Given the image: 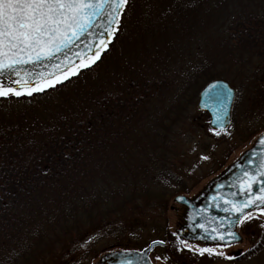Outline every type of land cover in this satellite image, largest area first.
I'll list each match as a JSON object with an SVG mask.
<instances>
[{"label":"trees","instance_id":"1","mask_svg":"<svg viewBox=\"0 0 264 264\" xmlns=\"http://www.w3.org/2000/svg\"><path fill=\"white\" fill-rule=\"evenodd\" d=\"M149 1L160 17L150 29L146 16L153 44L170 42L172 19L201 51L195 80L231 75L264 107V0ZM125 55L111 83L94 79L58 100L48 94L64 85L0 98V264H80L102 239L134 238L156 208L190 192L180 157L189 103L160 110L153 81L131 68L141 59Z\"/></svg>","mask_w":264,"mask_h":264},{"label":"rangeland","instance_id":"2","mask_svg":"<svg viewBox=\"0 0 264 264\" xmlns=\"http://www.w3.org/2000/svg\"><path fill=\"white\" fill-rule=\"evenodd\" d=\"M147 15L151 16L153 24L147 22L146 26L155 29L154 25H157V19L160 18L156 15L155 5L150 4L149 0L129 1L120 31L110 51L103 56L102 62L86 75L48 95L51 100H58L61 94L72 92L74 87H87L94 79L106 82L108 78L111 83L112 78L122 70L123 60L127 59L125 54L134 53L133 59L139 57L141 62L132 63L131 68L135 73H142L141 79L147 84L151 85L153 81V89L157 93L156 104L160 110L174 104L176 100L181 101L183 107L187 106L186 102L189 103L186 109L190 120L182 127L185 139L180 146V157L189 173V176H184L185 184L190 187V192L186 195L194 197L209 181L223 173L251 147L256 137L264 131V107L256 97L254 89L240 85L236 79H232L233 76L226 74L228 78L221 79L228 81L235 89L231 123L224 133L217 135L213 132L209 128L206 113L196 107L198 92L206 83L204 74L195 80L196 69L202 56L200 49L193 45L188 46V39L177 31L172 19L167 20L169 27L180 38H172V32L168 30L170 42L159 41L153 44L148 33L149 28L145 27ZM254 216L256 218L249 221L250 226L246 230L247 239L241 244V247H248V240L250 252L242 261L233 264H264V220L259 213H254ZM183 217L184 208L171 197L166 206L164 204L156 208L152 215L147 217L146 228L134 230V238L102 239L95 254L80 264H94L104 254L113 251L140 250L155 239L165 241V245L157 246L150 252L153 264H232L224 257L209 256L207 253L200 255L181 245L176 235ZM184 242L192 245L193 249L217 247L198 242ZM228 249L229 247L222 249L226 255ZM157 256L162 259L156 260ZM164 257L167 259H163Z\"/></svg>","mask_w":264,"mask_h":264},{"label":"snow or ice","instance_id":"3","mask_svg":"<svg viewBox=\"0 0 264 264\" xmlns=\"http://www.w3.org/2000/svg\"><path fill=\"white\" fill-rule=\"evenodd\" d=\"M128 3L129 0H0V77L4 78L0 80V97L44 92L76 75L81 68L95 64L118 31ZM85 36L87 41L82 39ZM24 65H41L47 71L30 72L22 69ZM228 98H232L230 91ZM226 112L227 106L222 107L215 113L216 120L222 122ZM260 143L264 145V137ZM238 179L239 192L232 195L245 199L225 200L231 207H225L224 211L233 217L227 225L223 218L218 222L208 221L219 227L196 225L204 230L202 239L221 243L215 248L193 249L178 237L181 245L200 255L231 259L222 249L239 240L232 231L233 224H246L256 218L254 213L264 215V155L252 173L245 171L243 178ZM153 244L163 245L165 241H153ZM124 264L134 262L127 260Z\"/></svg>","mask_w":264,"mask_h":264},{"label":"water","instance_id":"4","mask_svg":"<svg viewBox=\"0 0 264 264\" xmlns=\"http://www.w3.org/2000/svg\"><path fill=\"white\" fill-rule=\"evenodd\" d=\"M116 34L113 36L112 41L109 44L107 50L104 51L102 54H104L109 50L111 44L113 43L116 37ZM82 39L84 41H87L88 37L85 36ZM69 55L71 56V53H69ZM93 65L95 64H92L90 67H92ZM90 67H83L79 70V72L85 69H89ZM22 69H26L30 72L47 71L41 65H36L35 67H33L32 65H24L22 66ZM76 75L71 76L69 79L75 77ZM3 79H4L3 77H0V80ZM68 80L56 84L55 87L47 88L46 90L56 88L59 85L64 84ZM213 85L216 86L215 89H213ZM229 91L232 94L231 100H229L228 98ZM39 93L42 92L33 93L31 96ZM234 95H235L234 89L229 85L228 82L222 79L211 80L200 90L198 96L197 108L201 111L208 113L210 118L209 127L211 130L223 131L230 124L231 108H232ZM31 96L22 95L20 97H16L14 95H10V97H16V98L31 97ZM224 106H227L225 119L222 122L217 121L215 113ZM262 137H264V132L257 137L252 147L244 151L243 154L240 156V158L236 160L223 174L212 179L202 190V192L199 195H197L195 198L190 199L189 197L183 194L174 197L175 202L185 206L187 209L186 216L184 218L185 223L178 229L177 232V235L180 238L189 239L192 241H201L207 244L221 243L219 241H213L211 239H202L201 237L204 236V230L203 228H199L196 225L204 224L206 227L211 229L214 226L219 227V225L217 223H208V221L211 220L214 222H218L221 220V218H223L226 226L228 220L230 218H233L231 213L224 211L225 207H231V205L225 204V200L245 199V197L241 195L233 196L232 194L239 192L240 182L238 178H243L245 171L252 173L256 169L257 165L260 163V158L262 155H264V145L260 143V139ZM236 224L237 223H234L232 227V231L234 232H236L235 231ZM221 231H223V229H221ZM236 233L238 234L239 237L238 241H240L241 236L239 235L238 232ZM231 242H236V241H231ZM155 246L158 245H154L153 242H151L148 247H146L141 251H136V250L113 251L103 255L101 259L95 264H124V262L127 260H132L134 264H152L151 261L149 260L148 253ZM231 255L238 256V252H232Z\"/></svg>","mask_w":264,"mask_h":264},{"label":"flooded vegetation","instance_id":"5","mask_svg":"<svg viewBox=\"0 0 264 264\" xmlns=\"http://www.w3.org/2000/svg\"><path fill=\"white\" fill-rule=\"evenodd\" d=\"M262 220H264V215H262ZM249 225H250L249 221L244 225H240L239 223L237 224V230L242 235V240H241V242H238V243H232L228 249V253L231 251H234V250H240V253H239L237 258L227 259L228 262H230L232 264L238 263V262L242 261L248 255V252H250V245H249L248 240H246V242L248 243V247H246V248L241 247V244H244L245 239H247L246 238L247 237L246 230L248 229Z\"/></svg>","mask_w":264,"mask_h":264}]
</instances>
